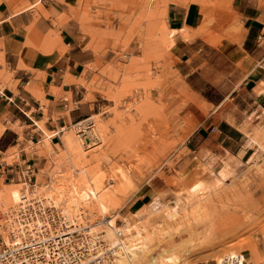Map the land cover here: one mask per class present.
Masks as SVG:
<instances>
[{
    "label": "rangeland",
    "instance_id": "374dc122",
    "mask_svg": "<svg viewBox=\"0 0 264 264\" xmlns=\"http://www.w3.org/2000/svg\"><path fill=\"white\" fill-rule=\"evenodd\" d=\"M6 2L13 14L32 6L28 0ZM193 2L200 4L203 12L200 26L192 33L191 39L204 38L220 54L233 60L240 58L242 21L235 12L234 0ZM257 2L264 6V0ZM34 3L39 4L40 1L36 0ZM171 3L186 4V0H82L80 4L81 20L87 25L83 27L84 39L99 43L98 51L101 56L109 57L110 62L117 66L116 71L108 70L111 65L103 69L101 73L108 81L96 77L91 83L93 90L111 100L110 97L121 96L119 104L113 99L111 108L102 110L101 114L94 115L89 120L96 127L100 122L106 124L110 135L115 134V125L121 119L129 121L130 113L135 121L131 126L130 140L124 138L114 147L106 145L103 148L96 141V144L86 149L88 156L85 166L88 170L95 169L93 176L98 177V182L94 181L90 186H94V190L97 185L101 187L98 190L102 189L104 192V198L101 199L106 198L105 209L101 213L95 209L96 199L91 195L90 200L76 198L79 200L77 210L70 211L76 215L83 213L93 221L114 217L104 227V231H107L110 226L125 227V218L132 216V202L148 194L150 197L146 202L149 204L133 214V224L138 227L137 242L126 246L128 253H133L135 259L132 263L126 259L124 264H219L230 252L252 253L250 246L254 244L257 247L259 239L264 240V158L251 164L250 171L245 176L242 174L231 180L226 178L223 183L214 187L211 183L218 176L206 173L202 164L193 159L188 143L191 126L183 122L181 114L193 103L206 114L216 109L198 101L187 87L185 78L176 69L178 60L168 49L174 33L168 27L167 18ZM37 8H41V5ZM235 66L240 65L235 62ZM126 70L129 71L128 74ZM123 84L127 86L124 88ZM172 87H175V91ZM146 98H152V102L161 107L164 115L162 122L157 120L155 114H137V104H141ZM226 99V113H234V101ZM218 114L220 115V110ZM115 116L120 117V121ZM40 126L46 133L43 143L33 145L31 149L38 150L40 159H47L41 169L39 190L49 195L48 187L51 184L62 179L66 183L68 174H71L69 179L76 174L67 155L64 156V135L71 132L80 140V127L73 125L65 129L62 134L63 144L61 147L57 146L58 151L55 152L48 139L54 133L48 132L43 124ZM158 141L161 142L159 146ZM91 155L97 156V159L91 160ZM200 183L207 185L208 190L205 191L202 203L190 206L186 199L187 191ZM22 188L17 180L7 182L6 185L0 179V194L13 189L21 192ZM93 189L89 190V194ZM70 196L63 199L67 202L63 201L65 208L72 203L69 201L72 199ZM152 203L158 204L155 207L157 210L148 212ZM13 206H0V210L6 211Z\"/></svg>",
    "mask_w": 264,
    "mask_h": 264
},
{
    "label": "crops",
    "instance_id": "0c3cea01",
    "mask_svg": "<svg viewBox=\"0 0 264 264\" xmlns=\"http://www.w3.org/2000/svg\"><path fill=\"white\" fill-rule=\"evenodd\" d=\"M35 1L13 14L0 0V179L6 185L16 181L14 172L24 163L39 170L47 163L31 149L43 143L46 133L40 124L54 133L50 146L57 152L65 129L101 114L113 102L91 84L96 77L108 81L102 70L111 65L109 71H116L117 66L101 56L99 43L84 39L82 0ZM234 9L243 31L242 56L234 60L204 38L191 39L202 20L200 4L171 3L167 12L174 31L168 49L178 60L176 69L194 97L216 109L206 114L193 103L183 111V122L191 126L189 148L206 173L221 180L245 176L251 164L264 158V6L234 0ZM226 98L234 101V113H226ZM149 197L133 201L130 213L142 210ZM257 253L253 258L248 252L247 264H264L263 238Z\"/></svg>",
    "mask_w": 264,
    "mask_h": 264
},
{
    "label": "built area",
    "instance_id": "2783aa9c",
    "mask_svg": "<svg viewBox=\"0 0 264 264\" xmlns=\"http://www.w3.org/2000/svg\"><path fill=\"white\" fill-rule=\"evenodd\" d=\"M88 124L78 126L79 135L86 136ZM40 173L30 162L14 172L23 188L19 202L0 210V264H117L119 248L103 232L114 217L93 221L83 213L72 215L40 192ZM223 264H244V258L227 254Z\"/></svg>",
    "mask_w": 264,
    "mask_h": 264
},
{
    "label": "bare ground",
    "instance_id": "6f19581e",
    "mask_svg": "<svg viewBox=\"0 0 264 264\" xmlns=\"http://www.w3.org/2000/svg\"><path fill=\"white\" fill-rule=\"evenodd\" d=\"M193 2V0H191ZM188 2V0H186V3ZM165 4V3H164ZM190 5V4H189ZM188 6V5H187ZM192 7V6H191ZM166 8V7H165ZM193 18V17H192ZM189 20V19H188ZM192 22V21H191ZM190 25V24H189ZM151 50V49H150ZM150 50L148 51V53L150 52ZM147 52V51H146ZM229 55V54H228ZM131 63H134V62H131ZM138 63V62H136ZM128 67V66H127ZM131 67V66H130ZM128 67V68H130ZM138 67V66H137ZM132 68V67H131ZM133 68L135 69L136 66H133ZM109 70V69H108ZM169 70V69H168ZM127 71V70H126ZM111 72V71H110ZM129 71H127V74H128ZM115 73V72H114ZM164 73V72H163ZM166 73V72H165ZM170 73V72H169ZM111 74V73H110ZM117 74V72H116ZM173 74V73H172ZM115 75V74H114ZM167 74H165L166 76ZM116 76V75H115ZM113 76V77H115ZM130 76V75H129ZM160 77V76H159ZM163 77V76H162ZM109 78V77H108ZM161 78V77H160ZM110 79V78H109ZM114 78H112L113 80ZM117 77L114 79L116 80ZM127 79V78H126ZM159 80V78H157ZM113 80V81H114ZM157 80V81H158ZM123 81V80H122ZM170 81V80H169ZM172 81V80H171ZM170 81V82H171ZM161 82V81H160ZM124 83V82H123ZM158 83V82H157ZM156 83V85H157ZM153 84V83H152ZM161 84V83H160ZM172 86H173V83H171ZM124 86H127V85H122ZM159 87V86H158ZM164 87V86H163ZM114 88V87H113ZM123 88V87H122ZM173 88L175 87H172V90L175 91ZM115 89V88H114ZM122 90V89H121ZM171 90V89H170ZM110 91V90H109ZM118 91V90H117ZM1 92V91H0ZM121 92V91H120ZM124 92V91H123ZM161 92V91H160ZM125 93V92H124ZM132 93V92H131ZM113 94V93H112ZM126 95V94H125ZM161 95V94H160ZM112 96V95H110ZM113 96H115V94H113ZM121 98V96H119ZM117 98V95L115 97H110L112 98V100L114 99L117 103H118V99L120 100V98ZM150 97V96H149ZM142 100V99H141ZM145 101H143L141 104H137V114H139L140 116H148V115H151V114H155L154 116L157 118V120H160V122L163 121V117L164 116L161 112V107H157V105H155L153 102H152V98H146L144 99ZM154 100V99H153ZM116 103V104H117ZM119 104V103H118ZM121 106V105H120ZM162 106V105H160ZM136 107V106H135ZM115 108V107H114ZM135 110V109H134ZM123 111V110H122ZM130 112V111H129ZM118 112H116V115ZM129 114V113H128ZM135 114V113H134ZM122 115V114H121ZM136 115V114H135ZM119 116V115H118ZM117 116V117H118ZM139 116V117H140ZM116 117V116H115ZM116 117V118H117ZM115 118V119H116ZM123 118V117H122ZM90 119V118H89ZM86 120L85 122H82L81 124H78L76 125L75 127H78L79 125H83V124H88L86 127H84V135H86L85 137L84 136H81V135H78V137L80 138L79 139H76L74 137V135L71 133V132H68L67 134L64 135V145H65V153H64V156L67 155L68 159H69V164L71 165V167L73 168L74 170V173L76 172V174H74L73 178L72 179H69V177L71 178V174L69 175L68 172H67V179H65L66 183H64V179H62L61 181H54L55 183L54 184H51L48 189H49V196L52 197L54 200H56L57 202L59 203H63L66 202L64 201L63 199L66 198V196L68 195V197L70 196V193L72 196H70L72 199H69L70 202H72L71 204H69V206H67L68 208L67 211H70L71 209L72 210H77V207L76 206L79 202L78 199L76 198H82L83 197V200H90L89 196H94V198L96 199V208L99 212L100 211H103L106 207V198L105 200L101 199L104 198L102 196V194L104 192H102V189L98 190V188H101L97 185V189H93V188L90 186L93 184L94 181L98 182V177L95 178L93 176L94 174V170H88L86 168V164H85V160L88 156V153L86 151V149L88 148H91L92 145H90V141L91 140V144H96L95 142L97 141L101 146L102 148L105 147L106 145L110 146V147H114L118 141L120 142L122 139L126 138L127 140L132 137V131H131V126L133 124V122L135 121V118L134 116L130 115L128 116V119L129 121H127L126 119H121L120 121V117L117 118V120L119 119V124L115 125V134L113 135H110L109 134V131H108V126L104 123H99L98 127L95 126V124L90 121V120ZM118 123V122H117ZM159 124V123H158ZM157 124V126H158ZM163 125V124H162ZM87 128H90L89 130H86ZM161 129H159L160 131ZM162 131V130H161ZM163 132V131H162ZM161 132V133H162ZM167 135V134H166ZM52 137V136H51ZM51 137H49L48 139H51ZM157 140V139H156ZM160 140V139H159ZM140 141V140H139ZM154 142V141H153ZM155 143V142H154ZM153 143V144H154ZM157 144V143H156ZM159 144H161L160 141H158V146ZM85 146V148H84ZM97 146V145H96ZM95 146V147H96ZM100 146V147H101ZM161 146V145H160ZM94 147V148H95ZM109 147V148H110ZM146 147V146H145ZM162 147V146H161ZM164 147V146H163ZM97 150H99V147L97 146L96 147ZM95 148V149H96ZM144 148V147H143ZM148 148V147H147ZM158 148V147H157ZM261 148L264 150V147L261 146ZM93 149V148H92ZM92 149H89L92 150ZM141 149V148H139ZM155 149V148H154ZM159 149V148H158ZM165 149V148H164ZM138 150V149H137ZM144 150V149H143ZM157 150V149H156ZM155 150V151H156ZM94 151V150H93ZM140 151V150H139ZM147 151V150H146ZM153 151V152H155ZM160 151V150H159ZM98 154V153H97ZM104 154V153H103ZM102 154V155H103ZM153 154V153H152ZM151 154V155H152ZM94 156V154H92ZM91 155V156H92ZM105 155V154H104ZM91 158V160L96 157H93ZM100 156V155H99ZM104 157V156H103ZM89 158V159H90ZM99 158V157H98ZM97 159V158H96ZM103 159V158H102ZM88 161V159H87ZM94 161V160H93ZM102 161V160H101ZM65 162H67L66 160L64 161V164H66ZM68 164V163H67ZM69 165V166H70ZM113 165V164H112ZM66 166V165H65ZM68 166V165H67ZM68 166V167H69ZM67 168V167H66ZM89 168V167H88ZM206 167H204L205 169ZM68 169V168H67ZM226 173V172H225ZM227 173H228V170H227ZM229 174V173H228ZM65 175V173H64ZM69 176V177H68ZM223 176V175H222ZM225 176V174H224ZM66 177V175H65ZM64 178V176H63ZM221 183H223V180L219 179L216 177V179L214 181H212V186H219ZM99 184V183H98ZM102 186V185H101ZM41 188V187H40ZM43 189V188H42ZM90 189H93L92 192L89 194V190ZM69 190V192H67ZM208 190V187L207 185H204L202 183L200 184H197L195 185L194 187H192L190 190L187 191V202L188 204L191 206V205H196L197 203H202L201 201L202 198L204 197L205 195V191ZM91 191V190H90ZM115 193V192H114ZM20 190L18 189H13V190H5V191H2V193L0 194V206H2V208H7L10 204H13L15 205L17 202H19L20 200ZM48 195V194H47ZM60 197V199H58ZM98 199V200H97ZM111 199V198H110ZM64 201V202H63ZM85 202V201H84ZM67 203V202H66ZM153 204V203H152ZM88 206V205H87ZM158 204L156 203L155 205L153 204L150 208V210H148V212H154L155 210H157V207ZM65 207V205H64ZM82 207V206H81ZM93 207V206H92ZM83 208V207H82ZM149 208V206H148ZM90 209V207L88 208ZM147 209V208H146ZM70 213H72L70 211ZM101 213V212H100ZM72 215H76V214H73ZM150 216V215H149ZM133 218V219H132ZM125 220H127V224L125 227H108L109 229L107 231H104V233H106V238L108 239V241L114 245L115 248H119V251H118V260H117V264H124L123 261L126 259L128 260V262L132 263L133 259H135V255L132 253V254H129L128 251L126 250V246L129 245V244H135L136 239V233L138 232V230L136 228L137 225L133 224V221L134 220V215L132 214L131 217H128V218H125ZM107 224L109 225V222H107ZM210 230H212V228L210 227L209 228ZM210 230H208V232H210ZM122 235V236H120ZM137 244V243H136ZM250 250L252 251V255L253 258H257V247L252 244V246H250ZM234 253H237V252H230L229 254H234ZM244 258V264H247V260H248V253L247 254H241ZM224 259V258H223ZM219 260V259H218ZM255 261V259H254ZM219 262V261H218ZM251 262V261H250ZM249 262V263H250ZM254 263V262H253ZM259 263V262H257ZM219 264H223V261L219 262Z\"/></svg>",
    "mask_w": 264,
    "mask_h": 264
}]
</instances>
